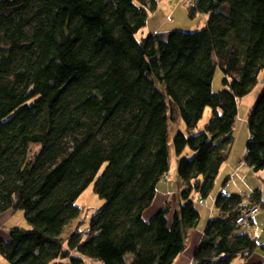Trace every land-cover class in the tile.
<instances>
[{"label": "trees", "instance_id": "trees-1", "mask_svg": "<svg viewBox=\"0 0 264 264\" xmlns=\"http://www.w3.org/2000/svg\"><path fill=\"white\" fill-rule=\"evenodd\" d=\"M155 7L0 0V213L22 210L31 225L0 238L6 264H83V256L172 264L199 219L193 195L210 194L229 157L238 99L259 80L244 160L264 169V0H194L188 14L205 15L203 28L136 38ZM216 67L224 87L213 91ZM206 107L211 118L194 133ZM177 117L185 132L174 136L175 152L193 153L177 164L179 213L169 218L162 207L144 218L169 169L168 123ZM91 183L103 205L63 238ZM247 203L264 206L258 188L216 195L222 216L208 219L194 264H231L254 252L256 238L235 224Z\"/></svg>", "mask_w": 264, "mask_h": 264}, {"label": "rangeland", "instance_id": "rangeland-1", "mask_svg": "<svg viewBox=\"0 0 264 264\" xmlns=\"http://www.w3.org/2000/svg\"><path fill=\"white\" fill-rule=\"evenodd\" d=\"M194 0H156V7L153 10L147 11V20L145 26H143L137 33L136 38L140 39L149 34H155L160 36H165L168 32L179 29L184 31L201 29L204 27L206 19L205 17L197 13L195 16H190L188 14V7L191 5L190 2ZM264 71L259 72V77H262ZM223 73L221 70L216 67L214 76L212 79L211 87L213 91H218L224 86L222 85ZM261 89L260 80L252 87V89L243 97L238 99L237 102V118L234 124L233 131V143L231 147V160H228L224 164L223 168L220 169L219 176L216 177L214 186L205 198H201L199 202V196L194 194L193 204L194 207L199 212V217L201 216L202 223L205 218L206 211L209 212V208L213 206L214 214L210 218H218L221 213L218 208L214 206L213 196L216 194V190L220 188L226 194H239L248 196L254 189L259 187L264 188V169L254 171L251 167L247 165H239V172L234 175L235 171H228L229 165L233 162L232 155L234 151V146H240L242 143L245 145L248 138V129H247V115L253 105L256 97ZM211 118V109L206 107V110L203 113L202 118L199 120L196 128L193 130L194 133H198L203 130L204 125ZM185 132V126L181 117H177L176 121L168 123V147H169V169L167 172V179H161L156 185V192L154 202H158V209L155 213L162 207H167V215L169 218H173L175 212L179 213V193H177L180 182L182 181L177 175V164L181 156H192V151L186 147L180 156L175 152L173 146V138L176 133ZM232 161V162H231ZM226 165V166H225ZM180 182H179V181ZM245 186L250 191H241ZM240 190V191H238ZM252 190V191H251ZM262 190V188H261ZM220 192V191H218ZM240 192V193H238ZM244 192V193H242ZM248 201L247 199L245 202ZM103 200L94 192L93 183H91L77 198L75 204L81 207L80 214L78 217L71 218L68 220L62 231V237L66 238L71 231L83 230L88 224L91 214L98 210L103 205ZM248 206V203L246 204ZM150 207V206H149ZM148 207V208H149ZM147 208V209H148ZM146 209V210H147ZM262 217L260 221H257L255 225L251 227H242L239 228L240 231L247 232L250 235L254 236L257 240V247L254 252L248 257H242L241 255L236 256L232 259L231 264L234 261H243V259H250L253 262L264 261V251L260 248L259 244L264 243V206L260 207ZM202 210H205L202 215ZM212 210V211H213ZM153 213V215L155 214ZM7 214V215H6ZM201 214V215H200ZM0 230L8 231L9 228L18 226L25 229H30L31 225L25 220L24 212L22 210H16L10 212V210L0 213ZM6 215V216H5ZM152 215V216H153ZM201 223V224H202ZM66 246V241L64 242ZM77 256H81L77 254ZM83 264H103L99 259L93 257L83 256ZM125 259L127 263L131 260V255L126 254ZM0 264H6L5 261L0 258Z\"/></svg>", "mask_w": 264, "mask_h": 264}, {"label": "crops", "instance_id": "crops-1", "mask_svg": "<svg viewBox=\"0 0 264 264\" xmlns=\"http://www.w3.org/2000/svg\"><path fill=\"white\" fill-rule=\"evenodd\" d=\"M205 17V15H203ZM206 19V18H205ZM206 110V109H205ZM248 139V138H247ZM232 147V146H231ZM245 149H246V143L245 145L242 143L240 146H238V149L236 146H234V151H233V155H232V163L229 165L228 167V171H232V169H234L235 173L234 175H236V173L239 172V167H242V166H239V165H247L246 162L245 163H242L241 164V161L244 160V155H245ZM232 150V149H231ZM230 150V154H229V157L228 159L221 165V168H223L224 164L228 161V160H231V151ZM245 161V160H244ZM227 165V163H226ZM225 165V166H226ZM248 166V165H247ZM220 168V169H221ZM220 173V171H219ZM219 173L217 175V177L219 176ZM179 181V180H178ZM180 182V181H179ZM183 185H181V182H180V186H179V189L177 191V193L180 192L181 188H182ZM262 188V190H261ZM238 189H241V191H250L248 188H246L245 186H243V188H238ZM260 190V194H261V197L264 198V188L261 186L258 188ZM255 190V189H254ZM253 190V191H254ZM218 191H221L220 188H218L216 190V194H214L213 196V200L215 201V197L216 195L219 193ZM240 191V190H238ZM252 191V190H251ZM240 193V192H238ZM244 193V192H242ZM154 200H156V198H154ZM153 202L151 203L150 207L144 211L143 213V216L144 218H148L150 217L157 209H158V205L159 203L157 202ZM246 203V202H245ZM215 206V205H214ZM213 206L211 208H209V212L206 211V214H205V218L203 219V223H202V219H201V216L199 217L196 225L192 228H189L187 230V238H186V247L185 249L183 250V252H181L173 261L172 264H194L193 263V252L195 250V247L197 246V244L199 243L200 239L202 238L203 236V231H204V228L206 226V223L208 221V219H210V217L214 214V210L212 209ZM213 210V211H212ZM261 210V209H260ZM258 211L254 217H253V220H252V225H255V223L257 221H260L261 217H262V214L261 212L262 211ZM8 212V211H7ZM12 212V211H10ZM205 210H202V215L204 214ZM221 213V212H220ZM7 215V214H6ZM5 215V216H6ZM201 215V214H200ZM2 216V215H0ZM222 216V214L220 215ZM219 216V217H220ZM202 223V224H201ZM8 236V231H2L0 230V238H3V239H6ZM233 262V261H232ZM256 262V261H255ZM253 262L252 260L250 259H243V261H234L233 264H253L255 263Z\"/></svg>", "mask_w": 264, "mask_h": 264}, {"label": "built area", "instance_id": "built-area-1", "mask_svg": "<svg viewBox=\"0 0 264 264\" xmlns=\"http://www.w3.org/2000/svg\"><path fill=\"white\" fill-rule=\"evenodd\" d=\"M192 4V2H190ZM191 6V5H189ZM245 154H247V149H245ZM245 163L244 160L241 161V164ZM167 179V175L165 176ZM201 202V201H199ZM260 210V205L257 203L249 204L248 206L242 208L239 211V214L235 220V224L242 228V227H251L252 219L254 215Z\"/></svg>", "mask_w": 264, "mask_h": 264}, {"label": "bare ground", "instance_id": "bare-ground-1", "mask_svg": "<svg viewBox=\"0 0 264 264\" xmlns=\"http://www.w3.org/2000/svg\"><path fill=\"white\" fill-rule=\"evenodd\" d=\"M199 201H201V200L199 199Z\"/></svg>", "mask_w": 264, "mask_h": 264}]
</instances>
